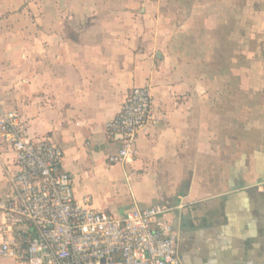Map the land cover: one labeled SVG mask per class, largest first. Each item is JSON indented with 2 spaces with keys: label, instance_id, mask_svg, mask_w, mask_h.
Instances as JSON below:
<instances>
[{
  "label": "crops",
  "instance_id": "0c3cea01",
  "mask_svg": "<svg viewBox=\"0 0 264 264\" xmlns=\"http://www.w3.org/2000/svg\"><path fill=\"white\" fill-rule=\"evenodd\" d=\"M0 105L65 153L75 198L157 204L183 264H264V0H4ZM160 118L110 165L136 86ZM0 134V197L16 171Z\"/></svg>",
  "mask_w": 264,
  "mask_h": 264
},
{
  "label": "built area",
  "instance_id": "2783aa9c",
  "mask_svg": "<svg viewBox=\"0 0 264 264\" xmlns=\"http://www.w3.org/2000/svg\"><path fill=\"white\" fill-rule=\"evenodd\" d=\"M159 122L151 86L134 87L107 124L122 142L108 163L135 158L139 137ZM27 127L18 111L0 105L1 138L17 166L0 197V264H183L165 218L170 208L114 213L92 208L90 196L78 201L73 176L61 169L64 150L29 137Z\"/></svg>",
  "mask_w": 264,
  "mask_h": 264
},
{
  "label": "rangeland",
  "instance_id": "374dc122",
  "mask_svg": "<svg viewBox=\"0 0 264 264\" xmlns=\"http://www.w3.org/2000/svg\"><path fill=\"white\" fill-rule=\"evenodd\" d=\"M0 4H4V0H0ZM3 11L1 10L0 13H2Z\"/></svg>",
  "mask_w": 264,
  "mask_h": 264
}]
</instances>
